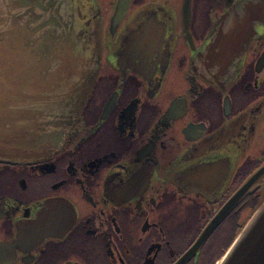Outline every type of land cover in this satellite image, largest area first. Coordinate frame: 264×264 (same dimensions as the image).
<instances>
[{"label":"flooded vegetation","instance_id":"af4514ba","mask_svg":"<svg viewBox=\"0 0 264 264\" xmlns=\"http://www.w3.org/2000/svg\"><path fill=\"white\" fill-rule=\"evenodd\" d=\"M82 2L96 76L60 150L0 161V264H214L264 198L180 263L264 162V0Z\"/></svg>","mask_w":264,"mask_h":264},{"label":"water","instance_id":"95a60500","mask_svg":"<svg viewBox=\"0 0 264 264\" xmlns=\"http://www.w3.org/2000/svg\"><path fill=\"white\" fill-rule=\"evenodd\" d=\"M128 2L118 0L114 21ZM92 14L82 0H0V161L47 158L71 137L99 64L101 30ZM263 183L264 162L207 221L180 263ZM214 264H264V198Z\"/></svg>","mask_w":264,"mask_h":264},{"label":"rangeland","instance_id":"374dc122","mask_svg":"<svg viewBox=\"0 0 264 264\" xmlns=\"http://www.w3.org/2000/svg\"><path fill=\"white\" fill-rule=\"evenodd\" d=\"M222 255V254H221ZM219 258V257H218Z\"/></svg>","mask_w":264,"mask_h":264}]
</instances>
